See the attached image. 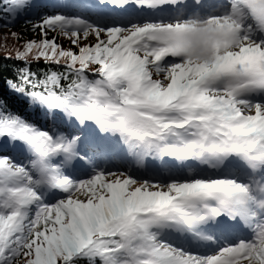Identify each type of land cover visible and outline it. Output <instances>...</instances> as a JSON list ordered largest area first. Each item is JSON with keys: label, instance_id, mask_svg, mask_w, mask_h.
Returning <instances> with one entry per match:
<instances>
[{"label": "snow or ice", "instance_id": "6c2138e0", "mask_svg": "<svg viewBox=\"0 0 264 264\" xmlns=\"http://www.w3.org/2000/svg\"><path fill=\"white\" fill-rule=\"evenodd\" d=\"M260 3L0 0V264H264Z\"/></svg>", "mask_w": 264, "mask_h": 264}, {"label": "clouds", "instance_id": "9594fccd", "mask_svg": "<svg viewBox=\"0 0 264 264\" xmlns=\"http://www.w3.org/2000/svg\"><path fill=\"white\" fill-rule=\"evenodd\" d=\"M264 9V0L257 5ZM222 39L211 25L193 22V26L173 38V43H181L186 47L188 57L194 62H211L214 59V43Z\"/></svg>", "mask_w": 264, "mask_h": 264}, {"label": "trees", "instance_id": "16d2710c", "mask_svg": "<svg viewBox=\"0 0 264 264\" xmlns=\"http://www.w3.org/2000/svg\"><path fill=\"white\" fill-rule=\"evenodd\" d=\"M25 27L24 23L17 22L14 25H9L7 27L3 26V22L0 21V64L12 65L15 63L13 60H6L5 57L12 53L14 55L15 49L20 46L21 42L16 41L11 35V32H21ZM7 34V37H6ZM25 37L30 35V33H21ZM6 37V38H5ZM10 72H6L5 75H10Z\"/></svg>", "mask_w": 264, "mask_h": 264}]
</instances>
